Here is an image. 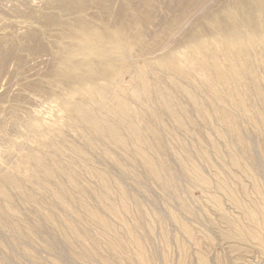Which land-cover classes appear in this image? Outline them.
Here are the masks:
<instances>
[{"label": "rangeland", "instance_id": "374dc122", "mask_svg": "<svg viewBox=\"0 0 264 264\" xmlns=\"http://www.w3.org/2000/svg\"><path fill=\"white\" fill-rule=\"evenodd\" d=\"M0 264H264V0H0Z\"/></svg>", "mask_w": 264, "mask_h": 264}, {"label": "bare ground", "instance_id": "6f19581e", "mask_svg": "<svg viewBox=\"0 0 264 264\" xmlns=\"http://www.w3.org/2000/svg\"><path fill=\"white\" fill-rule=\"evenodd\" d=\"M253 2V1H252ZM260 2V1H259ZM258 2V3H259ZM262 5V4H261ZM258 7V6H257ZM247 8V7H246ZM251 8V7H250ZM253 8H254V6H253ZM251 10V9H250ZM253 10V9H252ZM261 10V9H260ZM249 11V10H248ZM247 11V12H248ZM258 11V10H257ZM241 12V11H240ZM252 12V11H251ZM260 12V11H259ZM236 13V12H235ZM257 13V12H256ZM238 14V13H237ZM248 14V13H247ZM255 14V13H254ZM259 14V13H258ZM240 16V15H239ZM244 16V15H243ZM258 18V17H257ZM244 19V18H243ZM248 19H249V17H248ZM235 20H236V18H235ZM258 22V21H257ZM222 23V22H221ZM247 23V22H246ZM252 23H253V21H252ZM228 24V23H227ZM254 25V24H253ZM239 26V25H238ZM222 28V27H221ZM222 30H224V29H222ZM216 31V30H215ZM234 31V30H233ZM232 32V31H231ZM234 33V32H233ZM225 34V33H224ZM228 34V33H227ZM232 34V33H231ZM231 37V36H230ZM212 39V38H211ZM225 39V38H224ZM231 39V38H230ZM238 39V38H237ZM233 40V39H232Z\"/></svg>", "mask_w": 264, "mask_h": 264}]
</instances>
